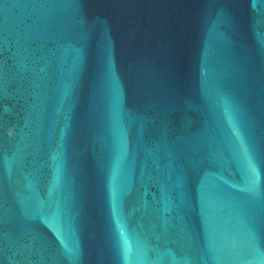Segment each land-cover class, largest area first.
<instances>
[{"label":"water","instance_id":"95a60500","mask_svg":"<svg viewBox=\"0 0 264 264\" xmlns=\"http://www.w3.org/2000/svg\"><path fill=\"white\" fill-rule=\"evenodd\" d=\"M0 264H264V0H0Z\"/></svg>","mask_w":264,"mask_h":264}]
</instances>
